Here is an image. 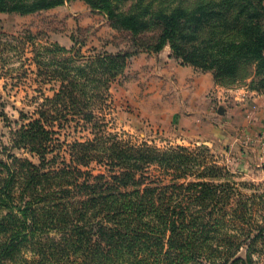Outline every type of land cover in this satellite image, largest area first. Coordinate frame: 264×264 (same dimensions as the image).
<instances>
[{
  "label": "trees",
  "instance_id": "1",
  "mask_svg": "<svg viewBox=\"0 0 264 264\" xmlns=\"http://www.w3.org/2000/svg\"><path fill=\"white\" fill-rule=\"evenodd\" d=\"M68 1L0 0V12L31 14ZM85 3L128 32L136 52L169 46L171 57L210 71L218 85L244 82L264 92V0ZM148 31L149 40H139ZM135 51L103 52L83 65L71 57L69 74L68 57L58 61L59 89L12 138L38 162L0 156V210L7 211L0 216V264H258L254 256L264 257V188L237 182L225 166L207 161L205 145L159 149L100 133L68 142L57 163V119L44 116L68 110V122L99 125L91 102L102 100ZM92 162L105 171L93 174ZM152 166L158 173L148 172ZM239 184L254 190L246 194Z\"/></svg>",
  "mask_w": 264,
  "mask_h": 264
},
{
  "label": "rangeland",
  "instance_id": "2",
  "mask_svg": "<svg viewBox=\"0 0 264 264\" xmlns=\"http://www.w3.org/2000/svg\"><path fill=\"white\" fill-rule=\"evenodd\" d=\"M153 33L148 31L140 35L139 40L147 41ZM56 45L64 50H56ZM135 50L131 35L113 28L105 15L92 10L85 0H71L24 15L0 12V156L6 158L7 153H13L38 162L36 156L13 147L12 138L21 125L39 117L37 111L59 89L61 79L55 73L58 61L66 64L64 60L68 57L69 74L71 57L76 58L77 65H83L103 52L116 54ZM140 54L156 55L145 50L131 54L120 72L110 80L102 100L91 102L89 111L99 125L68 122L71 118L68 110H51L48 111L51 117L44 116L50 121L57 119L52 128V138L56 139L52 145L55 143L62 149L56 148L57 163L63 162V150L67 149L68 142L92 140L100 133L135 146L147 144L159 149L182 146L191 150L205 145L207 161L225 166L235 181L251 182L263 189L264 122L254 114L240 110L226 116L223 109L234 107L230 100L232 96L214 97L217 110L210 123L201 121L196 125L191 120L186 121L174 87L162 85L149 70L151 65L148 63L139 67ZM62 71L64 75L66 69ZM217 86L226 90L237 87L248 90L244 82ZM219 108L223 113H218ZM183 120L186 126L181 125ZM203 140L207 141L203 143ZM51 154H48L49 158ZM65 161L68 162V155ZM153 167L156 166L150 167L148 172L158 173ZM90 168L93 174L105 171V166L97 162L90 163L87 169ZM171 178L165 175V183ZM238 186L246 194L254 190L247 184ZM6 212L0 210V216H5ZM49 236L57 237L53 233ZM258 256L261 257L258 264H264V257L258 254L254 257ZM3 264L11 262L5 260Z\"/></svg>",
  "mask_w": 264,
  "mask_h": 264
},
{
  "label": "crops",
  "instance_id": "3",
  "mask_svg": "<svg viewBox=\"0 0 264 264\" xmlns=\"http://www.w3.org/2000/svg\"><path fill=\"white\" fill-rule=\"evenodd\" d=\"M138 66L144 63L151 65L149 70L162 85H172L182 105L183 118L191 120L196 125L203 121L210 123L215 114V98H230L234 107L224 108L226 116L235 111L249 112L264 122V92L256 93L244 88L223 89L214 81L210 71H199L193 66L182 65L178 60L170 57V48L165 46L156 55L140 54ZM211 93V94H210ZM223 95V96H222ZM213 96V97H212ZM215 97V98H214ZM222 110V111H223ZM182 126H186L183 120ZM203 140L202 142H206Z\"/></svg>",
  "mask_w": 264,
  "mask_h": 264
},
{
  "label": "water",
  "instance_id": "4",
  "mask_svg": "<svg viewBox=\"0 0 264 264\" xmlns=\"http://www.w3.org/2000/svg\"><path fill=\"white\" fill-rule=\"evenodd\" d=\"M218 113H223L221 108L218 109Z\"/></svg>",
  "mask_w": 264,
  "mask_h": 264
}]
</instances>
